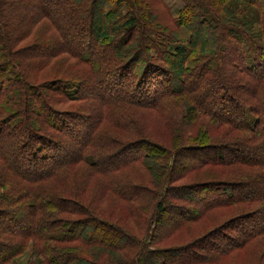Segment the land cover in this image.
Instances as JSON below:
<instances>
[{
    "label": "trees",
    "instance_id": "trees-1",
    "mask_svg": "<svg viewBox=\"0 0 264 264\" xmlns=\"http://www.w3.org/2000/svg\"><path fill=\"white\" fill-rule=\"evenodd\" d=\"M21 2L25 7L13 15L11 0H0V264H18L29 246V261L20 264H221L236 247L264 237V207L238 204L264 198V0H240L232 27L220 14L223 0ZM85 27L91 34L83 51L72 37L83 36ZM208 27L215 29L206 36ZM38 35L45 51L26 48L28 60H10L12 43ZM62 54L58 72L43 80L44 105L34 108L23 85L42 83L34 73L55 68L52 59ZM81 100L75 109L62 108ZM228 127L240 134L228 138ZM106 129L139 139L101 160V132L109 135V151L118 138ZM63 132L78 142L72 152L60 142ZM15 133L21 144L6 149ZM145 161L153 175L146 187L129 181L143 180L141 174L127 178L124 189L107 181ZM232 168L242 175L215 177ZM191 174L197 181L173 185ZM254 179L263 186L260 194L252 189ZM109 188L127 202L150 198L146 235L113 221L130 205L104 201ZM190 203L199 211L184 208ZM228 205L236 208L227 219L205 226V211ZM170 211L175 223L160 229ZM191 220L204 230L167 248L166 238L187 233ZM91 225L89 233L81 230Z\"/></svg>",
    "mask_w": 264,
    "mask_h": 264
},
{
    "label": "rangeland",
    "instance_id": "rangeland-1",
    "mask_svg": "<svg viewBox=\"0 0 264 264\" xmlns=\"http://www.w3.org/2000/svg\"><path fill=\"white\" fill-rule=\"evenodd\" d=\"M228 2H230V3L228 4ZM11 3L13 4V6H10L11 10H9V11L12 12L13 15L19 14L21 12L20 7H19V5L22 4L21 0H11ZM240 4H241L240 0H223V2L220 4V6H219L220 14H221L222 17L226 18L224 20V24H226L227 27H232V16H234L233 12L236 9L239 8ZM23 6L25 7V5H23ZM219 8H217V9H219ZM97 19H99V18H97ZM173 19H174V17H173ZM242 27H244V26H241L239 28H242ZM214 29H215V27L213 29H210L209 27L206 28L205 29L206 36H208ZM80 33H82L83 36H80V34H78L76 32V33H73L74 37H72V38H73V41L76 44V46L79 48V50H83L84 51L85 47H88L89 44H90L89 35L91 33L89 32V30L86 27L83 28V30ZM38 36H37V40H35L34 38H28L26 40V42H22L21 44L20 43H18V44L12 43L13 53L10 55L11 56L10 60L11 61L13 60V62H15V63L16 62L19 63V62H23V61L28 60L26 58L24 59V57L22 56L24 54V49H26V48H31V49H29L28 52L31 53L32 51H35V52L38 53V55L41 53V51H45V46L43 45L42 42H40L42 40L41 36H39V40H38ZM185 36L187 37V32H185ZM183 37H184V35H183ZM67 41H68V39H67ZM181 41L184 42L185 38H183V40H181ZM78 48H76V49H78ZM16 49H18L19 52H15ZM15 53H17V54H15ZM66 56L67 55L62 54L60 56L54 57V59H52V63H53L55 68H52V69L46 68L43 71L41 70V71H39L37 73H34V75H38V77L40 79H42V81L46 78V76L54 75L55 73L58 72V70L56 69V66H57L56 65V61L58 59H60V58L66 57ZM8 59H9V57H8ZM76 61L78 62V60H76ZM70 65L71 64H67L65 66V68H69ZM61 66H62V64H60L59 67H61ZM99 69H100V71L98 72L99 73L98 76L102 77L101 79H104L105 76L103 75L104 74L103 72H105V71H103L104 69H102V68H99ZM16 70L18 71L17 66H16ZM48 71H50V72H48ZM31 75H32V73H31ZM107 81H108V79H107ZM132 81H133V79L131 80L130 78H128V80H126V82H125V84H126L125 89L126 90L131 88ZM108 82H110V81H108ZM25 83H26V80H25ZM44 83H45V81H43L40 84H35V85H33V87H31V89H30V87L27 88V85H23L24 89H25L24 93H25V97H26L27 103L28 102L32 103V106L34 108L40 109L44 105L45 95H46L44 93L45 90L43 88ZM217 86H220V85H217ZM33 89H36L35 92H40L41 93V97H37L36 94L33 93ZM232 91L235 94H237V90L232 89ZM83 101L84 100L71 101V102H68L66 104V106H63L62 108H65V107H67V108L78 107L77 105L79 103H82ZM92 104H94V103H92ZM115 107H112V109L115 108ZM26 108H28V110H31V108L29 106H27ZM94 109H95V106L92 105V109L90 108L89 115L94 114V111H95ZM85 114H88L87 111H86ZM31 115H32V113H31ZM89 123H91V121H89ZM61 125L63 126V124H61ZM82 128H84V127H82ZM87 130H88V128L86 127V129H84L80 134L83 137L84 136L85 137L88 136ZM106 130H108V129H106ZM109 131L111 132V130H108V132ZM226 131H228V133H227V137L228 138L231 135V133L232 134L234 133V134H237V135L240 134V130H236V129H232V128L230 129V127H228L226 129ZM111 133H113V132H111ZM101 134H102L101 135L102 137L99 140V142L96 144V148L97 149L100 148V150L99 149L98 150L100 151L99 155H101L100 156L101 160L102 159L106 160L105 157L108 156V155L114 154L116 152V149H117V151H118V149L121 150V148H120L121 146L120 145H125L124 143H127V142L131 141L130 139H133V140L135 138L139 139L136 136L127 135L126 131L115 132V134L114 133L113 134L115 136L117 135L118 138L116 139L115 143L112 142V145H110L111 150L109 151L108 150V148H109L108 145H109V143H111V140L109 138H106V135H107V137L109 135L105 134V133L103 134L102 132H101ZM19 135H21V133H15V136L12 138L11 142H9V145H8V147L6 149H8V148L11 149V147L15 148L16 146L21 144V140H22L21 138L22 137L19 136ZM58 137H60V142L66 148L70 149L71 152H72L71 149L76 147L77 144H78V142L76 140H74L73 138L71 139L65 132L61 133L60 136H58ZM233 138H234V135H233V137L231 139H233ZM99 144H101L100 147H98ZM96 148L94 150V147H93L91 149L90 153L95 152ZM105 148H106L107 152L105 150H103ZM111 151H113V152H111ZM20 155H23L22 151L20 152ZM17 161L20 162L21 161L20 158L16 159V162ZM137 163L138 162H134V163H131L130 166H126L124 168L118 169V172L116 173V176L110 177L107 181L108 182L109 181L113 182V186L114 187H117L119 185L118 188H121V189L123 188L124 189L126 184L123 187L121 185H122V183H124V181L127 178H131V177L134 178L135 176H133V175L141 174L143 176V180H138V179L134 178L135 181H131L130 179H129V181H130L131 184L132 183L140 184L139 186H137L139 188H143L144 186L146 187V185L151 183V181L149 179L153 177L152 171L149 169L147 162L145 164L144 163L143 164L142 163L141 164H139V163L137 164ZM180 166H181V164L178 166V168H180ZM214 167L215 166H213V167L210 166V168H214ZM206 168H207V166L205 167V169ZM210 168L208 170H210ZM247 170H248V168L246 169V172H247ZM123 171H125V172L122 173ZM227 171H228L227 173L226 172L219 173V176L217 174L215 177H217L219 180H228V181H230V179H227V178H232V176H241L242 175V173L236 172L235 170H233V168H232V170H227ZM249 171H252L251 173H253L254 172L253 167H252V170H250V168H249L248 172ZM242 172H243V177H242L243 181H246L249 177L248 176L245 177V175H246V173H244L245 171H242ZM248 172H247V174H248ZM207 173H208V171H207ZM193 181H197L196 174H191L187 178L184 177V179L178 178V179L175 180V182H173V185L174 186L175 185H177V186H179V185H188L189 183H192ZM157 182H159V180L154 182V183H152V185H156ZM250 182L254 184V185L251 184L253 191H255L256 193L260 194L261 193L260 191H261V189L263 187V186H260L261 182L257 183V179H254L253 181L250 180ZM98 183L94 182V185H96V187H97ZM110 184H112V183H110ZM108 191H109L110 194L103 198L104 201L108 202V198H110L113 201H115V200L118 201L119 200V201H122V203L126 202V203H128L130 205L128 208H126L127 209V210H125L126 213L124 212V214H122V211H119L118 212V216H116L114 218L115 220H113V221H115L116 223H121V225L127 227L131 232H136V234H138L139 236L146 235V231L148 230V228H150V221L148 222V220L150 218V214L148 213V211L152 212V208H151L152 205L150 204V198L148 197L147 199L143 198V199H140V200H136L133 203L132 201L131 202H127L126 200H124V199H122L120 197H117L115 195L114 191L111 190V188H109ZM135 192H136V188L133 189L132 192H130V193L134 194ZM111 195H113L114 198H112ZM182 195H183L184 199H186V200L188 199V198L185 197V193L184 194L182 193ZM120 204H121V202H120ZM238 204H240V205L244 204L245 209H250L251 211L252 210H258V209L262 210L263 209L262 207H264V198L260 199V202H254V204L251 203V202L238 203ZM183 205H184L185 209H187L188 207H190L192 205V209L194 211H199V207H200V205H198L196 203L195 204L194 203L193 204L190 203V204H187V205L183 204ZM132 206H133V208H132ZM137 207L144 208V211L141 212L142 214L137 212V209H136ZM235 208H236V206L232 207V206L228 205V206H224V207H219L218 209L211 208L208 211H205L206 215L204 214L205 215L204 217L208 218L207 220L203 221V222L207 221L205 223V226H210V224L218 223L219 220L223 221V220L227 219L229 213L232 212V211L234 212ZM135 209H136L137 214L131 216ZM188 210H190V209H188ZM205 212H203V213H205ZM62 217H65V216H62ZM70 218H71V216H70ZM213 220H214V222H213ZM175 221H176V218H175V213L173 211L164 212L163 215H162V222L160 223L159 227H160V229H162V227L163 228L164 227H171L173 225V223H175ZM195 221L196 220H194V221L191 220V222L187 223L188 227L190 226V228L188 229L187 233L186 232H182V231L179 230V231H177V233L172 235V237L168 236L166 238V240L163 242V244L166 245L167 248H171L173 246L177 247V246H179L178 243H180V244L186 243L185 241H190L195 236L200 234L202 232L201 230H204V229L201 228L200 226L197 227L196 224L199 222V220L196 223H195ZM133 222H136L137 225L133 224ZM24 224H25L24 226L23 225H21V226L22 227H27V224L26 223H24ZM94 228L95 227H93V225H91L90 228L89 227H82L81 230L89 233L91 231L90 229L93 230ZM100 232H103V231H100ZM31 247L32 246L27 247L25 253H23L19 257L18 264L25 263V262L29 261V259H28L29 256H30L29 254L32 253V249H33ZM228 255H230V256H225V257H223L221 259L222 260L221 264H264V237L263 236H259V239L254 238L253 240L249 241L248 243H245L244 245H242V246H240L238 248L236 247L235 250L233 251V253L228 254ZM12 264H15V263H12ZM218 264H219V262H218Z\"/></svg>",
    "mask_w": 264,
    "mask_h": 264
}]
</instances>
